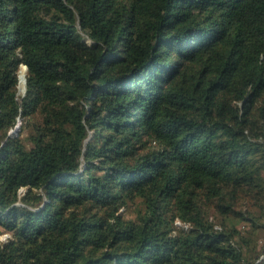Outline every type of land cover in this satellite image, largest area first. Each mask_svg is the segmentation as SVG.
I'll use <instances>...</instances> for the list:
<instances>
[{"label": "trees", "instance_id": "1", "mask_svg": "<svg viewBox=\"0 0 264 264\" xmlns=\"http://www.w3.org/2000/svg\"><path fill=\"white\" fill-rule=\"evenodd\" d=\"M0 264H264V0H0Z\"/></svg>", "mask_w": 264, "mask_h": 264}, {"label": "bare ground", "instance_id": "2", "mask_svg": "<svg viewBox=\"0 0 264 264\" xmlns=\"http://www.w3.org/2000/svg\"><path fill=\"white\" fill-rule=\"evenodd\" d=\"M22 66H24V65H22ZM25 70H26V69L20 71V78H21V85H20V88H21V89H23V83H24V82L22 81V79H23V76L25 75Z\"/></svg>", "mask_w": 264, "mask_h": 264}, {"label": "water", "instance_id": "3", "mask_svg": "<svg viewBox=\"0 0 264 264\" xmlns=\"http://www.w3.org/2000/svg\"><path fill=\"white\" fill-rule=\"evenodd\" d=\"M24 66H25V67H26V69H27V65H24ZM25 89H26V84H25ZM11 134H12V135H15V134H16V132H15V133H14V132L12 133V131H11Z\"/></svg>", "mask_w": 264, "mask_h": 264}, {"label": "rangeland", "instance_id": "4", "mask_svg": "<svg viewBox=\"0 0 264 264\" xmlns=\"http://www.w3.org/2000/svg\"><path fill=\"white\" fill-rule=\"evenodd\" d=\"M19 92H20V89H19ZM22 93H23V92H22ZM18 132H19V131H18ZM18 132H17V133H18Z\"/></svg>", "mask_w": 264, "mask_h": 264}, {"label": "clouds", "instance_id": "5", "mask_svg": "<svg viewBox=\"0 0 264 264\" xmlns=\"http://www.w3.org/2000/svg\"><path fill=\"white\" fill-rule=\"evenodd\" d=\"M20 125V123H18Z\"/></svg>", "mask_w": 264, "mask_h": 264}]
</instances>
